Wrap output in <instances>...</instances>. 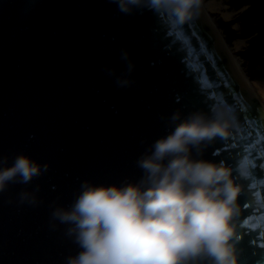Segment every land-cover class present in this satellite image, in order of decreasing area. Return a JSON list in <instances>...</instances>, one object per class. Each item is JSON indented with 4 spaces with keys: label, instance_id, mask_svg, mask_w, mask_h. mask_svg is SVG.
Here are the masks:
<instances>
[{
    "label": "water",
    "instance_id": "95a60500",
    "mask_svg": "<svg viewBox=\"0 0 264 264\" xmlns=\"http://www.w3.org/2000/svg\"><path fill=\"white\" fill-rule=\"evenodd\" d=\"M123 51L135 66L130 75ZM117 77L134 83L118 87ZM177 110L182 118L229 113L231 135L192 155L234 170L242 186L238 264H264V109L201 9L178 24L147 8L123 14L112 0H0V158L11 166L23 154L49 165L0 193V264H65L79 249L68 226L52 220L54 208L69 207L83 181L137 182L136 161L173 131ZM22 191L37 204L20 203Z\"/></svg>",
    "mask_w": 264,
    "mask_h": 264
},
{
    "label": "clouds",
    "instance_id": "9594fccd",
    "mask_svg": "<svg viewBox=\"0 0 264 264\" xmlns=\"http://www.w3.org/2000/svg\"><path fill=\"white\" fill-rule=\"evenodd\" d=\"M120 12L133 14L147 8L172 16L184 24L197 15L202 0H112ZM127 73L134 70L129 54ZM115 76L113 69H106ZM134 81L117 77L118 87ZM173 131L157 139L136 161L143 175L137 182L94 185L83 181L69 207H55L52 220L67 225L65 235L79 251L65 264H238L235 244L239 240L234 220L242 186L224 161L194 159L193 150L216 138L231 135L232 119L226 110L212 118L177 110L169 118ZM49 169L26 155L0 158V193L10 184H30ZM246 177L248 166L235 170ZM39 189L37 188V191ZM11 203V201H9ZM20 203L36 205L28 192ZM56 229V224L51 225Z\"/></svg>",
    "mask_w": 264,
    "mask_h": 264
},
{
    "label": "trees",
    "instance_id": "16d2710c",
    "mask_svg": "<svg viewBox=\"0 0 264 264\" xmlns=\"http://www.w3.org/2000/svg\"><path fill=\"white\" fill-rule=\"evenodd\" d=\"M224 5L235 13L228 22L218 21L225 43H244L236 57L251 82L264 83V0H224Z\"/></svg>",
    "mask_w": 264,
    "mask_h": 264
},
{
    "label": "bare ground",
    "instance_id": "6f19581e",
    "mask_svg": "<svg viewBox=\"0 0 264 264\" xmlns=\"http://www.w3.org/2000/svg\"><path fill=\"white\" fill-rule=\"evenodd\" d=\"M215 6L217 5L214 4V0H206L205 2L201 3L200 9L204 17L206 18L216 40L218 41L224 55L226 56L228 61L232 64L234 69L236 70L241 82L243 83L247 91L255 99V101L261 104V106L264 109V83H257V82L249 81V79L244 75L243 70L239 64V61L233 56V52L229 49V47H227V45L224 44L220 31L215 27L210 17L211 13L217 12L216 11L217 8H215ZM219 13L221 15L220 18L223 19L224 22H228L231 18V15H235L234 13H228V12H219ZM236 27L237 26L234 25L232 28L236 29ZM241 43L242 42L240 41H235L233 43V46H234L233 50L237 51L238 46L241 45Z\"/></svg>",
    "mask_w": 264,
    "mask_h": 264
},
{
    "label": "rangeland",
    "instance_id": "374dc122",
    "mask_svg": "<svg viewBox=\"0 0 264 264\" xmlns=\"http://www.w3.org/2000/svg\"><path fill=\"white\" fill-rule=\"evenodd\" d=\"M206 0H202V2H205ZM201 2V3H202ZM214 4H216L217 6H215V8H217V12L216 13H211L210 14V17H211V19H212V21H213V24L215 25V27L220 31V33H221V35H222V32H221V30L219 29V27H218V21L219 20H221V21H223V19H221L220 18V13L219 12H227V9H226V7H225V5H224V0H214ZM223 7H225V8H223ZM228 13H232V12H228ZM235 14V13H234ZM235 15H231V18H230V20H232L233 19V17H234ZM229 20V21H230ZM224 22V21H223ZM236 29H237V27H236ZM222 38H223V35H222ZM223 41H224V39H223ZM224 44L225 45H227L226 43H225V41H224ZM244 46V43L242 42L241 43V45H239L238 46V49H237V51H235V50H233V48H234V46H233V43H232V45H227V47H229V49L233 52V56L239 61V64H240V66H241V62H240V60L236 57V52H238L242 47ZM242 68V67H241ZM243 70V69H242ZM243 73H244V71H243ZM244 75H245V73H244ZM246 76V75H245ZM250 81V80H249Z\"/></svg>",
    "mask_w": 264,
    "mask_h": 264
}]
</instances>
